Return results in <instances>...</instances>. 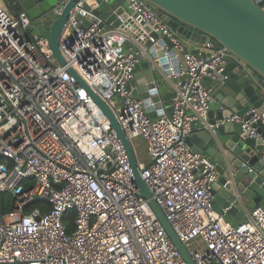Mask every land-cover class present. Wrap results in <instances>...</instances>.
Returning a JSON list of instances; mask_svg holds the SVG:
<instances>
[{"label": "built area", "instance_id": "obj_1", "mask_svg": "<svg viewBox=\"0 0 264 264\" xmlns=\"http://www.w3.org/2000/svg\"><path fill=\"white\" fill-rule=\"evenodd\" d=\"M69 1L56 0L40 18L50 22ZM126 1L183 58L188 78L171 82L170 118H149L143 101L133 96L129 84L136 66L150 59L148 49L119 28L101 27V19L84 10L95 0H77L62 28L58 45L65 66L55 59L47 36L32 33L34 22L24 10L0 6V193L11 204L0 214V264H186L139 196L110 121L69 68L115 115L143 182L195 264H264V209H251L237 227L227 223V209L219 214L212 206L214 166L185 142L193 125L196 131L213 129L205 119L214 92L203 81L223 70L229 54L213 41L190 44L160 12L142 0ZM257 84L264 95V80ZM261 108L224 122L240 124L264 147L256 127L264 126V100ZM136 139L145 146L144 162ZM260 157L264 160V150ZM42 200L46 213L28 211ZM70 211L68 233L63 217Z\"/></svg>", "mask_w": 264, "mask_h": 264}, {"label": "water", "instance_id": "obj_2", "mask_svg": "<svg viewBox=\"0 0 264 264\" xmlns=\"http://www.w3.org/2000/svg\"><path fill=\"white\" fill-rule=\"evenodd\" d=\"M17 1L32 21L47 14L56 5V0ZM76 1L70 0L61 13L49 22V46L62 66L66 62L61 55L58 38ZM142 1L160 12L164 22L190 44L205 45L214 41L229 54L221 72H210L226 89L216 94L220 110L211 109L206 115V124L213 129L196 131L193 125V133L185 142L192 152L207 156L214 166L216 181L211 185L212 206L219 214L227 209L223 215L224 220L237 227L246 218L245 212L239 207L242 197L249 201L247 209L258 206L264 209V160L260 157L264 147L261 140L249 137L240 124L224 121L233 114L244 116L251 107L262 112L263 92L247 71L264 80V0ZM84 10L99 17L101 27L108 24L127 32V26L132 22L141 28V34L145 33V45L148 46L150 59L136 66L129 88L133 96L143 101L149 118L154 119L164 114L170 118L174 92L170 90L169 83L172 79L168 76L171 73L177 75L181 71L183 78H188L183 58L172 43L159 30L154 31V24L146 25L126 0H95V7L86 4ZM88 26L89 22L84 21L82 27ZM192 53L197 54V50L194 49ZM169 68H172L171 72ZM67 72L76 79L80 87L86 89L110 121L127 154L139 196L147 200L184 262L195 264L143 182L131 145L115 115L73 69L69 68ZM210 81L206 77L203 85L209 86ZM256 127L264 138V126L259 122Z\"/></svg>", "mask_w": 264, "mask_h": 264}, {"label": "crops", "instance_id": "obj_3", "mask_svg": "<svg viewBox=\"0 0 264 264\" xmlns=\"http://www.w3.org/2000/svg\"><path fill=\"white\" fill-rule=\"evenodd\" d=\"M95 7V6H94ZM8 8H10V7H8ZM11 10V9H10ZM12 11V10H11ZM13 12V11H12ZM106 26V28H110V25H105ZM139 30H141V28L140 27H137V25H135L134 23H132V22H130L129 23V25L127 26V33H128V35L131 37V40L132 41H134V42H136V44L138 45V46H142V47H145V48H147L148 46H146L145 45V38H146V36H145V33H142L141 34V32L139 31ZM148 49V48H147ZM191 49H193V48H191ZM148 52H149V50H148ZM144 61V60H143ZM143 61H141V62H143ZM247 73H249V75L251 76V78H253V81L255 82V83H257L258 82V80H259V78L258 77H256V75H254L253 73H251L249 70L247 71ZM181 79H183V77H182V75L180 76V77H177V78H175L174 80H172V82L173 83H178V82H180L181 81ZM170 84V90L171 91H174V88H173V86H172V84H171V82L169 83ZM209 87L213 90V92H214V98H215V102H214V104L212 105V110H215V111H219L220 110V106H219V104H218V101H217V99H216V94H217V92H219V91H221V90H226L225 89V86L223 85V83L222 82H220V81H218V80H216L215 78L213 79V80H211L210 81V83H209ZM165 115V114H164ZM205 156V155H204ZM207 157V156H206ZM248 203H249V201L247 200V199H245V198H241V200H240V202H239V207L245 212V214L247 215L248 213H249V209H247V205H248ZM258 207H260V206H258Z\"/></svg>", "mask_w": 264, "mask_h": 264}, {"label": "trees", "instance_id": "obj_4", "mask_svg": "<svg viewBox=\"0 0 264 264\" xmlns=\"http://www.w3.org/2000/svg\"><path fill=\"white\" fill-rule=\"evenodd\" d=\"M13 5L10 6V9L14 13H18L23 11L20 3L17 0H12ZM214 42V41H213ZM214 44L221 48V46L217 43L214 42ZM32 208H39L42 213H46L48 210V204L46 201H35L32 203V205L28 208V211ZM11 210V204L8 199V196L6 194L0 193V214L7 213L8 211ZM73 212H67L65 216L63 217V222L67 226V231L68 233H71L73 231Z\"/></svg>", "mask_w": 264, "mask_h": 264}, {"label": "rangeland", "instance_id": "obj_5", "mask_svg": "<svg viewBox=\"0 0 264 264\" xmlns=\"http://www.w3.org/2000/svg\"><path fill=\"white\" fill-rule=\"evenodd\" d=\"M12 0H1L0 6L10 7L12 6ZM33 30L32 33L37 34L39 36H47L50 28V23L46 21L44 18H38L33 21ZM134 148L138 154V158L141 162L146 160L145 156V146L140 139H136L133 141Z\"/></svg>", "mask_w": 264, "mask_h": 264}]
</instances>
